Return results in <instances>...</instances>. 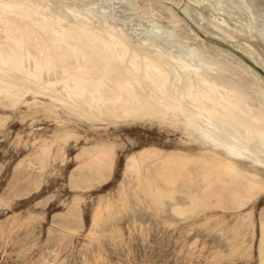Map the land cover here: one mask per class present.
<instances>
[{
    "label": "bare ground",
    "instance_id": "1",
    "mask_svg": "<svg viewBox=\"0 0 264 264\" xmlns=\"http://www.w3.org/2000/svg\"><path fill=\"white\" fill-rule=\"evenodd\" d=\"M20 105L66 122L170 125L197 149H141L127 176L142 186L149 173L160 202L187 185L190 207L218 197L241 209L264 194V0H0V107ZM53 147L39 155L55 160ZM114 153L84 148L73 184L103 181ZM260 234L264 264V218Z\"/></svg>",
    "mask_w": 264,
    "mask_h": 264
},
{
    "label": "rangeland",
    "instance_id": "2",
    "mask_svg": "<svg viewBox=\"0 0 264 264\" xmlns=\"http://www.w3.org/2000/svg\"><path fill=\"white\" fill-rule=\"evenodd\" d=\"M0 109V264H261L264 194L237 210L218 197L190 207L185 185L162 206L144 181L149 173L142 186L127 176L129 157L141 149H197L183 132L158 121L66 122L62 110L49 117L25 105ZM98 143L115 145L113 169L102 171L106 183L76 187L77 157ZM44 144L55 146V160L39 155ZM73 207L80 218L67 217Z\"/></svg>",
    "mask_w": 264,
    "mask_h": 264
}]
</instances>
